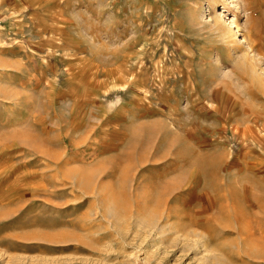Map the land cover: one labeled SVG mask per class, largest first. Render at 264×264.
<instances>
[{"label":"rangeland","instance_id":"rangeland-1","mask_svg":"<svg viewBox=\"0 0 264 264\" xmlns=\"http://www.w3.org/2000/svg\"><path fill=\"white\" fill-rule=\"evenodd\" d=\"M0 264H264V0H0Z\"/></svg>","mask_w":264,"mask_h":264},{"label":"bare ground","instance_id":"bare-ground-1","mask_svg":"<svg viewBox=\"0 0 264 264\" xmlns=\"http://www.w3.org/2000/svg\"><path fill=\"white\" fill-rule=\"evenodd\" d=\"M222 15L223 14H220V15H218V17H216L215 18V20H213L212 21V23H209L210 24V31H212L217 37H219L221 40H232V41H234L233 40V38H235L233 35H232V30H230V28L228 29V28H225L224 27V24L221 22V17H222ZM233 52L235 53L236 51H238V50H241V47H240V45L239 44H235V43H233ZM222 47V46H221ZM231 47V46H230ZM248 47H249V49H251V50H253V51H255V52H257L258 51V49L256 50L255 49V47L253 46V43H252V41L249 39V41H248ZM236 54H237V52H236ZM241 54H242V50H241ZM230 57H232V56H230ZM242 57V58H241ZM240 58H239V55H238V57L237 58H239V60H237V64H239L238 65V67H239V69H240V71H241V69L242 70H244V72H246L247 74L249 73V72H252V73H255L256 72V70L254 69L255 68V66H257V63H258V61H260L259 59H255V57L253 56V57H251L250 58V56H249V53L248 52H243V54H242V56H241ZM234 59V58H233ZM251 59H252V61H251ZM236 61V60H235ZM218 63V62H217ZM215 69V68H214ZM250 76H251V74H250ZM253 76H255V75H253ZM256 77V76H255ZM250 78V77H249ZM253 79H254V77H253ZM256 80V79H255ZM255 80H254V82H255ZM257 81V80H256ZM254 86V85H253ZM257 88H256V91L258 92V91H261L258 87V85L256 86ZM261 87V86H260ZM257 94H256V92L254 93H252V96H256ZM258 96V95H257ZM208 251V250H207ZM217 259V258H216Z\"/></svg>","mask_w":264,"mask_h":264}]
</instances>
